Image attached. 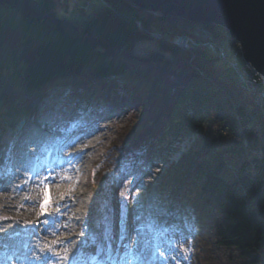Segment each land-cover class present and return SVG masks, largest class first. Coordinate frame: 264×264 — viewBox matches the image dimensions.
Returning <instances> with one entry per match:
<instances>
[{
  "label": "trees",
  "instance_id": "16d2710c",
  "mask_svg": "<svg viewBox=\"0 0 264 264\" xmlns=\"http://www.w3.org/2000/svg\"><path fill=\"white\" fill-rule=\"evenodd\" d=\"M102 3L77 18L61 16L59 0H0V134L13 122L24 125L35 96L51 88L85 92L92 112L112 102L122 83L135 111L93 171L94 193L107 204L96 258L110 264L118 246L125 176L143 162L148 170L168 162L162 147L169 138L199 132L194 146L160 173L163 201L150 207L172 221L180 220L172 210L195 213L201 264H264V106L231 70L221 72L219 57L173 42L189 22L129 0ZM209 27L231 39L225 27ZM151 40L153 46L140 47ZM5 171L0 162V175ZM169 199L180 206L169 207Z\"/></svg>",
  "mask_w": 264,
  "mask_h": 264
},
{
  "label": "rangeland",
  "instance_id": "374dc122",
  "mask_svg": "<svg viewBox=\"0 0 264 264\" xmlns=\"http://www.w3.org/2000/svg\"><path fill=\"white\" fill-rule=\"evenodd\" d=\"M102 4V0H59L58 12L61 16L84 18L86 13L82 11L83 8L94 10L95 6ZM197 25L204 26L206 24L189 22L185 31L188 32V27ZM206 26L209 27V25ZM191 34H193V41L190 45L176 42L177 36H183V33L175 36L172 40L187 49L198 47L219 57L222 66L221 72L226 73L231 70L242 89L250 93L257 106L262 108L264 97L260 99L259 95L264 93V84L258 86V83H262L264 75L259 72L263 77L258 75L257 79H248L243 76V72L246 75L249 69L243 71L240 64L232 65V62L235 61L233 59L235 54L239 55L240 60L241 53L244 55V52L238 53L241 48L239 41L232 37L231 39H221L214 33L217 44L223 46L229 55L227 58H221L220 49L218 51L208 44L206 38L199 36L201 33L193 31ZM155 37L163 38L159 33H155ZM154 44L155 41H145L140 47L148 48ZM249 73L252 72L249 71ZM116 86L118 89H116L117 93L112 102H109L104 109L92 112L85 105V102L88 101L85 92L75 89L69 91L70 89L62 87L51 88L43 95L35 96L32 103L33 114L25 121L24 125L19 127V124L13 122L11 127L5 128L6 130L4 129L5 131L0 134V162H5L6 169V174L0 177V264H38L37 261H33V258L36 256L41 258L44 243L47 240V236L39 234L38 227L46 226L48 231L54 234L59 230L61 221L54 216L55 222L50 224L49 217H47L53 214V186L63 187L69 182H76L79 190L83 192L75 209L80 212L86 211V217L82 222L81 217L77 216L76 219H69L63 225V230L70 229L72 233L60 243H64L68 252L74 255L70 259L67 258L68 260L65 259L68 256L66 255L56 263L105 264L104 259L99 261L94 256L96 245L103 239L101 224L105 219L107 204L104 203L101 193L98 196L94 193L93 171L101 155L118 137L122 128L129 125L135 111L134 102L125 92L123 84L117 83ZM74 120L81 121V123L73 125L72 127H75L73 129L71 125ZM46 123H54L55 132L58 135L64 134L61 130L70 129L68 136L65 134L64 143L71 146H81L82 144L87 146L82 148L80 154L71 159H55L54 165L56 163L57 169L53 179L50 178V174H44L45 159L54 158L56 153L51 147L56 143L60 144V142L55 140L56 134L50 127L43 126ZM81 127L89 128V130L78 132ZM198 136L199 132H196L180 140L169 138L166 146L162 147L164 148L162 154L168 158V162H154L149 170L144 168L147 164L143 162L125 176L118 200L120 210L124 215V230L122 227L119 229L120 242L117 243L118 247L111 259V264H140L142 261H148L150 244L155 240V237L152 230L143 227L150 222L149 217H154L153 213L147 211L148 205L162 204L160 199H163L161 195L165 190L161 185H158L160 173L169 164L178 162L182 155L198 141ZM145 157L147 158V156ZM223 173L229 177L232 175L225 170ZM153 191L159 192V198L154 200L151 198ZM111 196V193L107 195V201H112ZM166 204L173 208L175 205L180 206L181 203L175 199H169L166 200ZM42 205H44L43 208ZM6 211L12 214L14 220L2 218ZM169 214L174 215L177 219L187 222L194 221L195 224H198L194 218L195 213L191 209H186L183 212L172 210ZM20 215L23 217L19 218ZM43 215L45 218L40 221L36 220ZM21 228H25L26 232L23 233ZM3 231H7L5 235H2ZM11 231L16 232L11 234ZM123 231H125L124 235H122ZM158 238L160 248L155 252L154 264H199L195 256L198 250L200 251V246L198 248L197 243L195 244L192 240V235L185 238L184 243L187 242L186 240H192L193 243H186L182 247L174 244L166 245V241H162L161 237ZM143 247L146 249L145 255L142 252ZM185 253L188 256H185Z\"/></svg>",
  "mask_w": 264,
  "mask_h": 264
},
{
  "label": "water",
  "instance_id": "95a60500",
  "mask_svg": "<svg viewBox=\"0 0 264 264\" xmlns=\"http://www.w3.org/2000/svg\"><path fill=\"white\" fill-rule=\"evenodd\" d=\"M141 9L187 22L220 25L264 75V0H129Z\"/></svg>",
  "mask_w": 264,
  "mask_h": 264
},
{
  "label": "bare ground",
  "instance_id": "6f19581e",
  "mask_svg": "<svg viewBox=\"0 0 264 264\" xmlns=\"http://www.w3.org/2000/svg\"><path fill=\"white\" fill-rule=\"evenodd\" d=\"M54 118V117H53ZM52 118V119H53ZM43 126L50 127L52 131L56 134L55 132V125L54 123H46ZM75 127H73L74 129ZM89 130V128L81 127V132ZM63 135H55V140L60 142V144H55L51 149L55 151V156L51 160L45 159V166L46 170L44 174H50V178L53 179L55 171L57 169V165L54 161L55 159L58 158H72L77 156L78 154L81 153L82 148L87 147L85 144H82L81 146H71L67 143H64V137L65 134L68 136L70 131H64L61 130ZM1 189V188H0ZM82 193L78 186L76 185V182H69L66 183L63 187L54 185L53 186V211L51 215H48L50 220V224L52 222H55L54 216L57 218L61 219L60 221V226L59 230L56 231L54 234L50 233L48 230V227L40 226L38 227L39 229V234L47 236V240L45 241L44 245V250L42 251L43 254L41 255V258L39 256H36L33 258V261H37L38 264H57V260L63 258L64 256L68 255L65 257V259H70L73 255L68 252V249L66 248V245L62 242V240L68 238L71 235V230L70 229H62L63 225L68 222L69 219H72L75 215L76 212V206L78 205V199L82 196ZM28 199V196L26 197ZM19 218H22L23 215L18 216ZM2 218L5 220H14V217L12 214L8 211L4 212L2 215ZM45 218V216H41L36 218L37 221H40V219ZM63 222V223H62ZM38 223V222H37ZM49 224V225H50ZM22 232L25 233L26 229L21 228ZM7 231H3L2 235H5ZM16 231H11L10 233H15ZM67 259V260H68Z\"/></svg>",
  "mask_w": 264,
  "mask_h": 264
},
{
  "label": "built area",
  "instance_id": "2783aa9c",
  "mask_svg": "<svg viewBox=\"0 0 264 264\" xmlns=\"http://www.w3.org/2000/svg\"><path fill=\"white\" fill-rule=\"evenodd\" d=\"M187 30H188V32L184 33L183 36L182 35L177 36L176 42H178V43L183 42L186 45H190L191 42L193 41L192 40L193 34H191V33H193V31L195 33L198 32L199 34L201 33L199 36H201V37L203 36L204 38H206L207 39L206 42L208 44H210L212 47H214V49H217V50L220 49V57L221 58L222 57L223 58H227V56H229L228 53L226 52V50L223 48V46L222 47L219 46L217 44V42L215 41V39H214V32L212 31V29L210 27H208L206 25H204V26L197 25L195 27L194 26H190V27L187 28ZM240 51L243 52L241 48L239 49L238 53ZM240 57H241L242 63H241V60L239 59V55L238 54H235V57L233 58V59H235V61L232 62V65H235V64L238 63V64H240L243 67V71L249 69L247 71V74L246 75L243 72V76L244 77H247L248 79L249 78L257 79V76L258 75H261L262 76V74H259V71L245 58V56L243 55V53H241ZM249 71L252 72L253 75H252V73H249ZM262 80H263V81H261L262 83L259 82L258 83V86L264 84V79H262ZM255 85H257V83H255ZM253 90L256 91L255 88H253ZM262 97H264V93H263V95H261V93H260L259 98L262 99ZM260 101H262V100H260Z\"/></svg>",
  "mask_w": 264,
  "mask_h": 264
},
{
  "label": "snow or ice",
  "instance_id": "6c2138e0",
  "mask_svg": "<svg viewBox=\"0 0 264 264\" xmlns=\"http://www.w3.org/2000/svg\"><path fill=\"white\" fill-rule=\"evenodd\" d=\"M46 199H47V193H46ZM44 207V205H42V208Z\"/></svg>",
  "mask_w": 264,
  "mask_h": 264
}]
</instances>
